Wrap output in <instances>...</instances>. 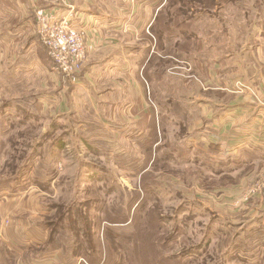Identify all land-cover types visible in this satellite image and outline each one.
I'll list each match as a JSON object with an SVG mask.
<instances>
[{"label": "rangeland", "instance_id": "rangeland-1", "mask_svg": "<svg viewBox=\"0 0 264 264\" xmlns=\"http://www.w3.org/2000/svg\"><path fill=\"white\" fill-rule=\"evenodd\" d=\"M27 2L0 0V184L7 186L5 180L14 176L20 183L17 190L0 185V200L33 185L39 188L38 183L26 187L29 178L48 184L55 177L50 188L29 197L49 204L48 214L32 213L33 219L41 215L50 232L47 247L56 245L70 256L66 264H90L72 257L77 244L89 243L120 264H264V190L249 191L263 178V163L238 171L213 168V151L205 148L209 136L201 150L195 147L203 137L200 105L224 103L234 95L232 87L241 88L236 81L260 91L256 78H231L227 84L224 78L245 71L240 56L248 48V63L255 57L253 64H260L264 0L103 2L109 21L104 29L115 44L127 45L126 51L109 66L89 70L90 81L81 75L75 83L60 75L40 37L33 36L34 16L26 26L25 15H19ZM87 2H96L95 11L103 12L98 0ZM143 9L149 16L142 23L161 26L136 29ZM180 22L188 26L185 31L160 29ZM131 41L139 45L132 56L129 45L133 52L136 46ZM85 66L86 61L76 75ZM107 67L121 77L104 78ZM215 79L223 89H213ZM7 102L13 107L4 110ZM17 110L26 125L20 123V130L10 127ZM10 132L24 136L20 141L29 145H19L20 160L14 158L15 144L6 143ZM151 138L156 141L147 146ZM32 156L25 175L20 170ZM145 168L151 169L146 182L140 174H146ZM168 235L165 254L171 255L164 258L156 243ZM37 252L45 253L42 248Z\"/></svg>", "mask_w": 264, "mask_h": 264}, {"label": "crops", "instance_id": "crops-1", "mask_svg": "<svg viewBox=\"0 0 264 264\" xmlns=\"http://www.w3.org/2000/svg\"><path fill=\"white\" fill-rule=\"evenodd\" d=\"M27 1V5L26 3L21 5L22 7L19 13V15H25L24 22L26 26L31 21L32 15L34 16L33 20L35 23L36 14L39 10H49L54 11L61 18H66L71 28L80 31L86 37V63L88 67L85 66L84 71H81L83 73H80V75L71 77L70 82H77L78 79L82 77L81 75L86 79H84L85 81H90L88 75L91 74V72L89 70H93L96 67L99 68L102 64L109 66L110 62L113 60L117 59L118 61V55H120V53H125L126 48L124 49V47L127 45L124 43L115 44V42H117L115 37L109 35L104 29L108 28L106 27V23L109 21H107L108 18L106 14L108 13L104 10L105 6L103 2L106 4V1L109 2V0H98L103 7V12L95 11L94 8L97 3H88L87 0ZM147 16H149V11L143 9L137 17V19L140 18V21H136V29L141 26V24H147L149 27L153 24V21L141 22V20ZM151 16H154V10ZM33 20L31 21L32 23ZM100 24H102V26H100ZM33 36L39 37L36 26ZM141 36L144 39L146 38L145 33ZM132 39H138V37H133ZM130 43H134L133 46H136L135 52H133L132 46L129 45V54L132 56L131 53L139 52L137 50L139 45L137 41H131ZM249 51L250 48L244 50L246 54L240 56L241 63L242 60H245V66H243L245 71H242L239 75L233 74L230 75L231 77H225V83L227 84L228 80L231 78L240 77L241 79H245L250 76L258 80L259 86H261L259 89L260 94H262L264 93V48L259 55L261 58L259 65L253 64V62H256L255 57L248 63ZM144 53H146V50H144ZM259 53L260 49L258 50V54ZM194 55L197 57L196 54ZM236 55L237 58H239L238 55L240 54L238 52H236V54L232 52V56ZM146 62V66L150 64L148 63L149 60ZM229 66L234 67L233 64ZM143 68L145 69L144 65ZM103 73L106 79H112L115 78V76L121 77V75H119L121 74L120 71L111 70L108 67L107 70L105 68ZM218 80L219 79H215L216 84L214 85H216V87H213V89L222 88L221 86L224 85V83H219ZM236 82L250 85L249 82ZM230 91L229 92L234 95L230 94L231 96L224 103L213 100V103H204L200 105L202 107V116L199 117V123H202L198 128L200 129V136L203 135V137H200L199 143H195L197 145L200 144V146L195 147L201 150L202 143L204 142L202 141L203 138L209 136V138L205 140V148L208 152L213 151V168H218L217 166H219L224 167L228 171L237 168V170L233 171H238L248 165L260 164L261 162L264 165V96L260 95L262 103H257L247 90L245 92L248 93L237 92L234 86ZM69 97H71L70 94ZM180 154H182V152ZM220 170L221 169H218V171ZM247 176H249V174H247ZM53 179H55V177H50L48 180L49 188ZM245 181V178H243L240 183L243 184ZM38 186L40 189L36 185L20 189L18 193L20 194L22 191H25L24 198H28L27 200L17 193L8 194L9 197L7 196L0 200V264H58L59 261L62 262L60 264H66V259L70 257L65 256L61 250L57 249L56 245H49L47 247L50 241V232L45 228L43 222H41V215L38 219H33L34 216L32 213H35V216L40 213L45 215L48 214V210L50 209L48 203H45V205L41 202L40 204L38 202L40 199L38 198L36 204V201L29 197L32 193L40 195L41 193L38 192L47 189L42 185ZM16 194L17 196H15ZM32 204L37 205V211H34L36 208H34V210L30 209ZM6 220L10 221L11 227L4 225ZM41 248L45 253L37 252Z\"/></svg>", "mask_w": 264, "mask_h": 264}, {"label": "built area", "instance_id": "built-area-1", "mask_svg": "<svg viewBox=\"0 0 264 264\" xmlns=\"http://www.w3.org/2000/svg\"><path fill=\"white\" fill-rule=\"evenodd\" d=\"M35 20L37 33L56 70L64 77L75 76L87 59V44L84 34L71 28L66 18H61L54 11L39 10ZM238 85L241 88H236L237 92L242 93L247 90L251 92L255 102L262 103L259 96L260 91H255L252 85L242 83H238ZM263 190L264 176L249 191L251 194H256ZM7 222L8 220L5 221V224Z\"/></svg>", "mask_w": 264, "mask_h": 264}, {"label": "trees", "instance_id": "trees-1", "mask_svg": "<svg viewBox=\"0 0 264 264\" xmlns=\"http://www.w3.org/2000/svg\"><path fill=\"white\" fill-rule=\"evenodd\" d=\"M161 10V9H160ZM160 10L158 11V13H157V17H158V15H159V13H160ZM157 19V18H156ZM182 22V21H181ZM180 22V24H176L175 23V25L174 26H171V25H169V24H164L160 29H164V31H167V32H171L172 31V28H174V30H181V31H185L186 30V28L188 27V26H186L185 25V23L183 24V23H181ZM183 22H185V21H183ZM155 24V25H154ZM158 26H161V24L158 22V21H154L153 22V24L151 25V27H158ZM40 42H41V40H40ZM42 46L44 47V51H45V53H46V55H47V57L49 58V56H48V53H47V49H46V47L43 45V43H42ZM7 107H13V105H12V103L11 102H7L6 103V105H4L3 106V108H4V110H6V108ZM18 111V110H17ZM11 116H13V118H11V120H10V127L11 126H13V129H17V130H20V123L21 124H24V126H23V128H25V122H24V120H23V118H22V116H21V114H20V112L18 111L17 113H15V114H13V115H11ZM10 127H9V130H10ZM22 128V129H23ZM13 129H11V130H13ZM13 133H8V141L6 142V143H11V145L12 144H15L13 147H16L17 148V150H15V155H14V158H15V160H20V159H22L23 157H22V154L23 153H21V152H19V150H20V147H19V145H23V147L25 148L26 146H28L29 147V145H26V144H24L22 141H20V139H22L24 136H19V134L18 135H12ZM23 135V134H22ZM159 136V135H158ZM153 137H155V138H157V130H156V125L154 124V133H153ZM26 138V137H25ZM24 138V139H25ZM154 141H156V140H153L152 138H151V140L150 141H148V143H147V146H149L151 143H154ZM2 142V141H1ZM158 142L159 141H157V144H158ZM3 143V142H2ZM18 143H20V144H18ZM146 145V144H145ZM145 147V146H144ZM154 149V148H153ZM5 154H6V158L7 159H10L12 156L8 153V152H5ZM153 154H154V152H153ZM33 159V156L32 157H30L29 158V160L26 162V164L22 167V169L20 170V171H25V175L28 173V171H29V169L31 168V165H30V161ZM236 161V160H235ZM146 169V168H145ZM144 172H146V174H144L143 172H141L140 174H142V179H141V181L142 180H144V178H145V176L147 175V174H149L150 175V173H151V169L149 168V169H146ZM148 175V176H149ZM148 176H146V178H145V182H146V180H147V178H148ZM15 178H16V176H14L13 178L11 177V178H8V179H6L5 180V183H6V185L7 186H5V185H3V184H0L1 185V187L2 188H10V189H12V190H17V189H19L18 187H20V186H18V185H20V183H16V181H15ZM150 179V178H149ZM32 180L29 178V180H28V182L25 184L26 185V187H28V186H30L32 183H38L39 185H42L44 188H48V184H45V183H43L44 182V180L43 179H41V181H39V182H31ZM143 181V182H144ZM24 185V186H25ZM11 186H12V188H11ZM103 205V204H102ZM170 235H168V238L166 239V241H162V242H157L156 243V246H157V252L159 253V255H161V256H163L164 258H166V257H168V255H171V254H168V255H166L165 254V252L166 251H168L169 250V246L167 245V243L168 242H170ZM50 240V239H49ZM77 247L78 248H76V247H74L73 248V250H72V257H76L77 258V256H79V257H82V258H84L86 261H89L90 262V264H120V260H119V258L115 261V260H112V259H110V258H108V254H106L105 253V256H106V258H105V256H104V252L102 251H100L99 252V250H96L95 249V247L93 246V244H90L89 243V245L88 246H86V245H84L83 244V246L81 245V244H77ZM159 247H161V251L160 250H158V248ZM153 248V250H152V257H154V256H156V254H157V252H156V247H152ZM155 248V249H154ZM103 256V257H102ZM74 257V258H75ZM123 257H124V259H126L127 258V253L126 254H124L123 255ZM123 259V260H124ZM166 261H167V259H165ZM107 262V263H106ZM109 262V263H108ZM82 264H85V263H82ZM150 264H152V263H150Z\"/></svg>", "mask_w": 264, "mask_h": 264}]
</instances>
